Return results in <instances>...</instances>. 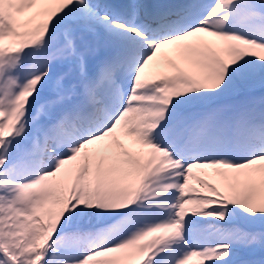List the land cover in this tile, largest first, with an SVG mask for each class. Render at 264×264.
Masks as SVG:
<instances>
[{
  "label": "snow or ice",
  "instance_id": "obj_1",
  "mask_svg": "<svg viewBox=\"0 0 264 264\" xmlns=\"http://www.w3.org/2000/svg\"><path fill=\"white\" fill-rule=\"evenodd\" d=\"M0 264H264V0H0Z\"/></svg>",
  "mask_w": 264,
  "mask_h": 264
},
{
  "label": "rangeland",
  "instance_id": "obj_2",
  "mask_svg": "<svg viewBox=\"0 0 264 264\" xmlns=\"http://www.w3.org/2000/svg\"><path fill=\"white\" fill-rule=\"evenodd\" d=\"M156 70V67L150 65L149 69H146V72L154 73Z\"/></svg>",
  "mask_w": 264,
  "mask_h": 264
},
{
  "label": "bare ground",
  "instance_id": "obj_3",
  "mask_svg": "<svg viewBox=\"0 0 264 264\" xmlns=\"http://www.w3.org/2000/svg\"><path fill=\"white\" fill-rule=\"evenodd\" d=\"M157 71V68H156V70H155V72Z\"/></svg>",
  "mask_w": 264,
  "mask_h": 264
}]
</instances>
